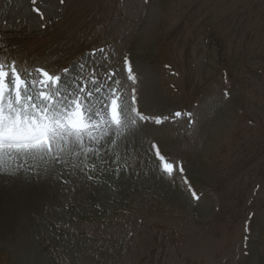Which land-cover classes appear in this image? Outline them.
I'll use <instances>...</instances> for the list:
<instances>
[{
  "label": "rangeland",
  "instance_id": "obj_1",
  "mask_svg": "<svg viewBox=\"0 0 264 264\" xmlns=\"http://www.w3.org/2000/svg\"><path fill=\"white\" fill-rule=\"evenodd\" d=\"M125 56L149 120L125 113L92 180L68 159L26 221L0 203V264H264V0H0V59L29 79L84 65L106 90Z\"/></svg>",
  "mask_w": 264,
  "mask_h": 264
},
{
  "label": "snow or ice",
  "instance_id": "obj_2",
  "mask_svg": "<svg viewBox=\"0 0 264 264\" xmlns=\"http://www.w3.org/2000/svg\"><path fill=\"white\" fill-rule=\"evenodd\" d=\"M31 2L35 4L36 0ZM35 11L42 17L39 8ZM78 67L80 79L72 80L69 88L62 75L41 68L38 71L42 78L25 79L17 61L0 59V173L15 179H27L32 173L35 175L31 178L37 179L54 170L59 175L66 166L78 168L79 165H68V159L77 158L83 163L79 170L92 180L98 170L90 161L94 157L103 161L106 146L114 145L123 135L125 113L129 128H135L138 121L149 120L136 105L142 70L135 68L127 56L121 70L125 82L116 79L120 73L109 71L106 75L112 84L106 90L98 83L95 69L85 76V66ZM70 71L65 68L63 73L68 75ZM102 92L104 99L100 100L97 94ZM93 98L96 104L90 102ZM101 104L103 107H99ZM179 117L190 123L195 119L192 112H175L172 118ZM153 122L162 124L164 119L155 118ZM21 160L32 161L33 166L25 169ZM55 165H60V169H54ZM164 169L165 174H170L174 165L165 163ZM179 171H183L182 167ZM113 177L119 178L118 168L113 170ZM193 198L199 199L195 194Z\"/></svg>",
  "mask_w": 264,
  "mask_h": 264
},
{
  "label": "bare ground",
  "instance_id": "obj_3",
  "mask_svg": "<svg viewBox=\"0 0 264 264\" xmlns=\"http://www.w3.org/2000/svg\"><path fill=\"white\" fill-rule=\"evenodd\" d=\"M25 169L29 168L30 166H33L32 161H28L25 163L23 160L19 162ZM60 165H55L54 169L59 167ZM43 166H41L42 168ZM35 173H32L27 179H15L10 178L4 173H0V203L2 204L1 209L5 207L6 203L14 200L15 196H18L17 198L24 197L29 202V207H27V204H21V203H14V205L11 207H7L6 210L9 212L10 215H14L18 220L19 223L21 221H26L27 219L32 217V214L34 212L38 213L45 209L46 205L49 204L51 200V195L53 194L52 188H66V185L62 183V180L59 175L54 174L51 172V174L45 175V178L42 176L41 178L32 179L31 177L34 176ZM49 175L52 177L49 178ZM45 183V184H43ZM25 191L26 194L22 195L20 192ZM38 190V191H37ZM14 197V198H13ZM42 200L40 203L37 204V207L33 210H28L29 208L34 207V205ZM16 202V200H14ZM10 203V202H9ZM23 207H26V209H23ZM19 210V211H18ZM28 210V213L26 211ZM2 216L5 218L6 215L1 212ZM1 218V217H0ZM8 221L7 219H3Z\"/></svg>",
  "mask_w": 264,
  "mask_h": 264
}]
</instances>
